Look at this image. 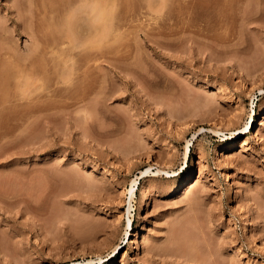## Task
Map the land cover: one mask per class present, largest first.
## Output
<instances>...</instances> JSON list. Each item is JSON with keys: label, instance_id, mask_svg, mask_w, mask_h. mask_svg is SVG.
Listing matches in <instances>:
<instances>
[{"label": "rangeland", "instance_id": "1", "mask_svg": "<svg viewBox=\"0 0 264 264\" xmlns=\"http://www.w3.org/2000/svg\"><path fill=\"white\" fill-rule=\"evenodd\" d=\"M0 264H264V0H0Z\"/></svg>", "mask_w": 264, "mask_h": 264}, {"label": "bare ground", "instance_id": "2", "mask_svg": "<svg viewBox=\"0 0 264 264\" xmlns=\"http://www.w3.org/2000/svg\"><path fill=\"white\" fill-rule=\"evenodd\" d=\"M150 171V168L149 169H147L146 171H143L142 173L144 174V173H148ZM158 172H161L160 170L158 171ZM137 184H138V180L136 179V180H134L133 182H132V186H131V188L129 189V193H130V198H129V202H128V204H130V206H129V209L128 210H130V208H131V206H132V201H133V198H134V195H135V192H136V189H137ZM130 212V211H129ZM132 218V217H131ZM129 222H128V225L129 226H131V224H132V220L129 218V220H128Z\"/></svg>", "mask_w": 264, "mask_h": 264}]
</instances>
